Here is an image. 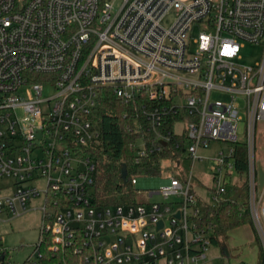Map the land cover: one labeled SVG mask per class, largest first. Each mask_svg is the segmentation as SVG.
Segmentation results:
<instances>
[{
  "label": "built area",
  "instance_id": "built-area-1",
  "mask_svg": "<svg viewBox=\"0 0 264 264\" xmlns=\"http://www.w3.org/2000/svg\"><path fill=\"white\" fill-rule=\"evenodd\" d=\"M245 45L263 46L254 66L239 64ZM45 88L52 90L46 98ZM102 90L138 105L128 128L137 135L129 144L134 165L171 142L182 150L158 176L130 179L145 190L146 206L93 203ZM241 114L246 142L237 137ZM261 123L264 0H0V181H8L0 186V224L41 201L29 261L47 244L59 264L203 262L213 226L201 224V204L216 206L238 186L264 255V186L255 161ZM212 142L227 150L209 168L216 187L201 195L192 168ZM241 146L247 166L239 178ZM184 156L192 162L187 178Z\"/></svg>",
  "mask_w": 264,
  "mask_h": 264
},
{
  "label": "trees",
  "instance_id": "trees-1",
  "mask_svg": "<svg viewBox=\"0 0 264 264\" xmlns=\"http://www.w3.org/2000/svg\"><path fill=\"white\" fill-rule=\"evenodd\" d=\"M135 113H139L137 103L126 106L117 101L109 90H102L97 106V121L100 127V140L92 150L95 162L93 203L97 206H129L138 204L136 190L130 183L132 177H156L161 173L165 162H174L181 157V149H175L173 142L168 143L162 151L144 159L139 165L132 162L129 144L137 135L128 131L133 126ZM150 141H147L149 146ZM121 165L126 167V179L121 177ZM246 153L244 148H237L235 170L242 178L246 171ZM241 191L238 199L245 191L244 186L233 188V195ZM238 199L233 202L231 197L224 198L216 206L201 204V224L213 226L211 245L221 246L226 253L225 240L228 233L246 225H250L249 213L245 205H240ZM255 241L259 243L257 236ZM41 257L32 262L27 259L24 264H59L58 258L51 256L47 244L40 246ZM0 264H6V254ZM264 255L260 250L259 264H263Z\"/></svg>",
  "mask_w": 264,
  "mask_h": 264
},
{
  "label": "rangeland",
  "instance_id": "rangeland-1",
  "mask_svg": "<svg viewBox=\"0 0 264 264\" xmlns=\"http://www.w3.org/2000/svg\"><path fill=\"white\" fill-rule=\"evenodd\" d=\"M117 7V4H115ZM173 15L168 17L164 26H169L172 22ZM199 33V28H195L193 31V37H196ZM263 53V46L245 45L240 52L241 59L240 65L254 66L260 62ZM52 95L51 88H45L43 97H49ZM213 98H217L216 94ZM242 122L238 123L237 137L240 142L245 141V116ZM241 146L240 148H242ZM227 145L212 142L207 149H201L198 152V156L203 158L202 162L197 161L193 164L191 185L194 190L199 194L205 195L206 191L213 189L216 185L213 182L212 174L209 170L213 163L217 152L226 151ZM181 168L184 172L182 177H186L190 174L192 162L184 156L182 158ZM255 161L256 164L262 166L264 171V123H261L257 127L256 142H255ZM175 167L172 166V173L175 172ZM185 178V179H186ZM8 181H0V186L7 184ZM42 185V184H40ZM139 193V194H138ZM145 190L136 191V201L139 204L146 206L147 201L145 199ZM5 192H0V195H5ZM259 195V192H257ZM176 200V198H170L168 201ZM154 201H161L160 198L154 197L151 199ZM240 205L247 203V193L244 191L241 197L238 199ZM41 201H35L29 207L30 210L14 220L7 223L0 224V253L6 254V264H24L27 259L32 255L36 243L39 239V228L41 225V212L39 210ZM225 247L229 257L222 252L221 246L210 245L206 252V260L198 262L196 264H259V256L261 245L260 242H256L252 228L249 224H246L231 233H228L225 240Z\"/></svg>",
  "mask_w": 264,
  "mask_h": 264
},
{
  "label": "water",
  "instance_id": "water-1",
  "mask_svg": "<svg viewBox=\"0 0 264 264\" xmlns=\"http://www.w3.org/2000/svg\"><path fill=\"white\" fill-rule=\"evenodd\" d=\"M120 171H121L122 179L125 180L126 179V167H125V165H121ZM258 177H259V190H261L264 186V172L260 166L258 167ZM240 194H241V191L236 192L234 194V196L231 198V200L233 202H235L238 199ZM176 217L179 218V214H176ZM161 226H162V223L160 222L158 224V227H161ZM3 260H4V255H0V263L3 262Z\"/></svg>",
  "mask_w": 264,
  "mask_h": 264
},
{
  "label": "crops",
  "instance_id": "crops-1",
  "mask_svg": "<svg viewBox=\"0 0 264 264\" xmlns=\"http://www.w3.org/2000/svg\"><path fill=\"white\" fill-rule=\"evenodd\" d=\"M250 226H251V225H250ZM251 228H252V231H253V234H254V238H255L256 234H255L254 229H253L252 226H251ZM230 233H231V232H230ZM225 255H226V257H229L228 254H227V250H226ZM159 264H165V263H164L163 261H161Z\"/></svg>",
  "mask_w": 264,
  "mask_h": 264
}]
</instances>
